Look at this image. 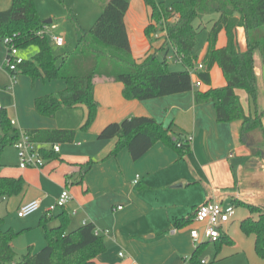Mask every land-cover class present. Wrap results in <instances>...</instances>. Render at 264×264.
I'll return each instance as SVG.
<instances>
[{
    "label": "crops",
    "instance_id": "obj_1",
    "mask_svg": "<svg viewBox=\"0 0 264 264\" xmlns=\"http://www.w3.org/2000/svg\"><path fill=\"white\" fill-rule=\"evenodd\" d=\"M141 1L130 0L124 17L132 57L136 60L144 59L159 47L158 41L151 43L144 33L150 23V10ZM10 6L11 0H0V11ZM55 29L53 21L45 24L46 36H60L52 33ZM206 40L200 55L194 53L199 62L207 50ZM238 43L240 50H246L242 29L238 30ZM225 44L222 32L217 48ZM32 47L20 50V56ZM33 50L28 60L38 52L36 47ZM173 54L168 46L157 56L166 57L169 63L168 57L174 58ZM5 55L0 39V104L8 121L14 122L11 134L19 136L36 130L76 131L72 143L60 144L59 154L50 151L51 143L38 142L42 153L52 155L45 157V166L40 170H21L18 160L13 166L1 162L0 177L24 181L23 191L1 204L18 212L28 202L40 203L37 217L28 220L22 230H33L66 189L70 200L52 214L66 211L70 230L93 224L105 243L104 253L96 258L97 264H194L191 258L199 247L193 246L190 231L197 225L193 219L187 225L179 224L193 216L199 206L219 202L235 208L239 203L264 207V63L260 54H254L255 104L244 91L237 90L236 94L246 115L262 114L263 130L248 132L244 140L240 136L241 121L218 123L213 103H194V91L209 88L195 75H192L193 91L144 101L125 100L121 83L98 78L94 88L97 114L91 127L81 131L87 116L84 106L60 110L52 118L35 111L37 98L64 90L66 83L31 79L22 74H16L12 81L11 73L3 64ZM210 79L212 88L226 85L217 65L210 71ZM129 117L152 118L164 127L172 124L176 134L191 136L190 152L179 160L173 150L156 143L136 161L126 148L116 157L107 158L117 140H99L98 135L106 125ZM248 216L247 211L243 219ZM57 224L53 221L51 226ZM221 235L218 247L224 244V238L231 239L224 228ZM119 253L124 257L120 258ZM197 264L202 263L197 261Z\"/></svg>",
    "mask_w": 264,
    "mask_h": 264
},
{
    "label": "trees",
    "instance_id": "obj_2",
    "mask_svg": "<svg viewBox=\"0 0 264 264\" xmlns=\"http://www.w3.org/2000/svg\"><path fill=\"white\" fill-rule=\"evenodd\" d=\"M57 1L63 4L65 0ZM143 2L150 10V23L144 31L146 37L153 43L158 34L165 35L162 44L141 60L132 57L124 23L129 0H108L91 28L81 32L76 49L59 57L53 54L47 36L39 34L45 24L34 0H11L10 8L0 11V39L12 38L19 50L32 46L38 49L31 59L18 66L17 74L66 83L64 90L35 100L37 114L52 118L60 110L84 106L87 116L80 130L87 131L97 114L94 88L98 78L121 83L125 100L144 101L193 91L192 75H195L209 88L203 92L195 90L194 103H213L218 123L241 121L242 140L254 129L263 130L262 114L246 115L236 91H244L255 104L254 52L259 51L264 63V0H180L170 7L161 0ZM206 18L212 24L206 40V53L199 62L194 54L200 33L196 23ZM239 29L244 32V51L240 50L238 43ZM222 32L226 44L217 48ZM165 45L173 49L174 59L181 64L182 70L172 71L166 57L158 58L157 53L163 51ZM215 65L225 78L223 87H210V71ZM0 122L1 166L3 150L13 146L18 135L11 134L12 125L2 111ZM172 126L164 127L148 117H129L106 125L98 139L117 140L107 158L116 157L126 148L136 161L153 145L161 143L173 150L180 160L190 152L191 136L176 134ZM26 133L37 142L60 145L72 143L76 131L36 130ZM42 154L44 158L52 156L46 152ZM23 187L22 178L0 177V204L19 195ZM238 206L245 207L250 214L240 222V229L245 236L254 238L255 253L264 260V207L246 203ZM192 219L193 216L182 220L179 225H187ZM53 221L58 224L51 226ZM2 223L3 219H0V264H97L96 258L105 251L104 240L95 234L93 224L70 230L69 215L62 211L56 216L47 213L38 223L43 229L45 246L37 253L29 248L18 258L12 247L13 240L28 230L4 231ZM221 238L222 235L217 242ZM222 243L230 244L232 240L224 238ZM202 247L199 246L191 258L194 264H197Z\"/></svg>",
    "mask_w": 264,
    "mask_h": 264
},
{
    "label": "rangeland",
    "instance_id": "obj_3",
    "mask_svg": "<svg viewBox=\"0 0 264 264\" xmlns=\"http://www.w3.org/2000/svg\"><path fill=\"white\" fill-rule=\"evenodd\" d=\"M34 1L36 10L39 16L41 15L40 18H42V20L51 19L56 26V29L53 30L52 33L62 36L65 40V45L57 47L52 42L51 36H47L53 54L56 57L72 53L76 49L81 32H86L91 28L100 15L103 7L108 2V0H65L62 4L57 0ZM161 1H163L167 7H170L173 3L180 0ZM140 2L142 1L140 0ZM170 21L174 22L175 20ZM211 24L212 23L208 22L207 18L200 23H196L200 32L197 37L196 47L194 48V53L196 55H200L202 51ZM163 35L165 34L160 33L157 35L159 45L163 42ZM166 47L168 46L165 45L164 48ZM33 48L35 47H32V49L30 48L27 52L21 53L22 57L28 60V58L33 55L32 53L35 52ZM254 54L259 55L260 53L257 50ZM162 58L163 56H159V59ZM3 64L5 65V58ZM169 64L170 70L173 71H179L183 68L172 60H169ZM17 160L18 157L12 146L7 147L3 151L1 156L2 163L6 161L7 166H13L17 163ZM42 168H27L26 170H40ZM60 210L61 208H56L54 213ZM246 210L247 209L242 206L236 207L232 224L230 226H224L227 235L233 239L234 242L230 244L224 243L221 247H218L217 241L209 242L202 247L198 253V261H204V264H264V260L260 259L255 253L253 245L254 238L252 236H245L240 229V221L245 217L247 213ZM37 215L38 213L36 212L34 215L32 214L20 219L17 216V211L14 212L11 207L7 208L5 203L0 205V219H3L1 227L4 231L9 229H13L16 232L22 231L21 228H24V224L30 219H35ZM34 227L33 230L24 231L13 240L14 249L18 258L25 255L29 248H31L32 252L36 249L35 253H37L45 246L43 229L38 226V223H36Z\"/></svg>",
    "mask_w": 264,
    "mask_h": 264
},
{
    "label": "built area",
    "instance_id": "obj_4",
    "mask_svg": "<svg viewBox=\"0 0 264 264\" xmlns=\"http://www.w3.org/2000/svg\"><path fill=\"white\" fill-rule=\"evenodd\" d=\"M54 28V27H53ZM41 36H46L43 28L39 33ZM52 42L56 46H62L64 39L62 36H52ZM5 49V67L11 73L12 81H15L18 66L24 62V59L20 56V50L13 43L12 38H4L2 40ZM174 56V54H173ZM169 60H173V57H168ZM173 61H176L175 59ZM177 62V61H176ZM201 68V67H200ZM3 110V106L0 104V113ZM11 125L14 122H10ZM1 133V122H0ZM192 140V138H191ZM18 157V167L21 170L27 168H42L44 167L46 160L42 154L40 144L33 140L29 134L22 133L18 136L17 141L13 144ZM50 151L53 154L60 153L59 144H50ZM70 200L69 192L65 189L60 194L56 203L49 207L47 213L52 214L56 208H64L67 202ZM40 203L38 201H31L22 205L18 212V218L28 217L39 211ZM120 209V208H118ZM235 214V207L233 205H223L219 202H208L199 206L193 215V222L197 227L191 229L190 238L195 248H198L203 243L216 242L221 237V232ZM95 234L99 236V233L95 231ZM120 258L124 257L123 253L118 254ZM204 264V261H201Z\"/></svg>",
    "mask_w": 264,
    "mask_h": 264
},
{
    "label": "water",
    "instance_id": "obj_5",
    "mask_svg": "<svg viewBox=\"0 0 264 264\" xmlns=\"http://www.w3.org/2000/svg\"><path fill=\"white\" fill-rule=\"evenodd\" d=\"M51 20H46V21H44V24H51Z\"/></svg>",
    "mask_w": 264,
    "mask_h": 264
}]
</instances>
